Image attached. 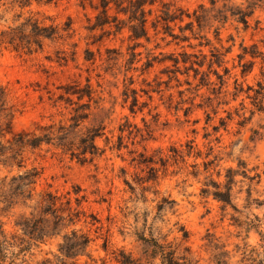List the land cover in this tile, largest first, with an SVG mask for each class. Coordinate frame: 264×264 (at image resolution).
Wrapping results in <instances>:
<instances>
[{
  "label": "rangeland",
  "instance_id": "374dc122",
  "mask_svg": "<svg viewBox=\"0 0 264 264\" xmlns=\"http://www.w3.org/2000/svg\"><path fill=\"white\" fill-rule=\"evenodd\" d=\"M157 1L160 6L161 0ZM164 1L190 14L204 5L218 18L225 4L247 10L250 3L217 0L213 6L210 0ZM90 2L55 0L52 4L33 2L23 9L0 8L3 25L16 23L19 15L21 20L34 16L43 25L54 24L60 29L69 19L73 22L70 34L45 40L36 53L0 52V85L7 89L12 114L10 129L0 136V149L7 154L0 157V180L36 168L40 173L37 191L50 190L71 198L75 208L79 188V196L86 199L78 207L81 221L74 229L92 240L84 252L64 258L59 237L32 246L17 263L41 264L59 258L65 264H119L115 252L123 250L146 264L142 238L172 243L181 254L189 250L201 264L211 263L214 246L236 255L234 261L240 258L238 247L248 245L261 251L264 90L261 95L256 90L259 82L264 85V3L254 7L248 27L229 17L201 27L194 22L193 31L182 32L180 27L190 21L185 17L183 23L173 26L174 32L188 36V41L174 40L162 27L156 31L151 24L150 39L134 41L128 27L121 32H115L114 27L106 33L90 31L97 14ZM184 53L198 56L189 58L204 64L195 65L199 72L187 70L183 63L174 66L173 60H182ZM251 53L258 57L252 58ZM109 57L113 61L108 62ZM149 61L153 65L147 68ZM236 80L243 88L237 97ZM202 82L207 85L197 86ZM75 84L93 88V100L80 102L91 105L87 111L91 115L77 133L102 128L96 140L99 155L82 162L44 144L24 149L15 163L4 162L18 136H43L60 125H72L76 105L58 98L65 86ZM126 89L137 90L139 105L134 113L132 97L125 100ZM174 148L182 151L183 157L176 156ZM150 160L156 163H147ZM18 163L23 164L21 169ZM230 180L232 205H225L214 196L215 184L226 191ZM17 220V216L0 217V225L11 235L17 233ZM1 264H10V260Z\"/></svg>",
  "mask_w": 264,
  "mask_h": 264
},
{
  "label": "trees",
  "instance_id": "16d2710c",
  "mask_svg": "<svg viewBox=\"0 0 264 264\" xmlns=\"http://www.w3.org/2000/svg\"><path fill=\"white\" fill-rule=\"evenodd\" d=\"M55 0H0V8L2 6L10 5L12 8L18 6L26 8L36 3L52 4ZM94 3L91 0L90 5L97 14L95 16V23L89 27L90 31L97 29L102 30L104 33L110 32V28L114 27L115 32H121L126 27L129 28L131 35L130 38L134 41L141 39L149 40V24L157 31L162 27L164 34L172 37L174 40L188 41V36L180 37L174 32V26L185 21V17L190 21L184 28L180 30L193 31L194 22L201 27L205 22L215 20L224 21L229 17L236 19L238 22L243 23L246 27L249 26V18H251L255 11V6L258 3H264V0H247L249 5L247 10L240 6H226L225 10H219L221 13L220 18L210 14L204 5H200L194 14H190L183 8L171 2L161 0L160 6H157V0H98ZM213 6H216L217 0H210ZM84 8L86 5H83ZM125 16L122 19L121 16ZM155 15L153 20L150 18ZM19 20L12 25H3V16L0 14V52L3 49H12L16 52H23L26 54H33L43 49L45 40H58L64 37V33L70 34L72 31V20L69 19L65 26L61 29L58 25H43L34 16H29L21 20V15L18 16ZM174 24V26H173ZM62 30V32H61ZM108 52H115V50H108ZM88 54H92L87 50ZM119 53H117L118 55ZM135 55V53H133ZM182 60L178 57L173 60L174 66L179 67L183 63L187 70L194 69L195 65L203 67L204 64L190 60L189 56L198 57L196 54L189 55L187 53L181 54ZM202 56H205L201 54ZM252 58H257L256 53H251ZM114 58H108V62L113 61ZM90 61L91 58H86ZM190 64V66H188ZM153 65V64H152ZM149 61L147 68L152 67ZM246 64H244L245 66ZM228 71V69H226ZM247 71L243 69L242 74L245 75ZM218 79L224 82L223 76L216 72ZM207 81V80H203ZM224 82L223 85H225ZM260 89L256 90L257 95H261L264 90V85L258 83ZM207 85L203 84L200 85ZM64 94L58 98L60 101H65L66 104L76 105L73 107L74 114L72 115L71 126L60 125L56 131H51L43 136H35L27 138L20 135L15 138L13 147L10 148V155L6 157L5 161L15 163L16 156H21L24 149H37L42 145H51L57 149H61L65 154H70L72 158H78L79 161L87 162L93 160L99 155L96 140L102 135V128L87 129L85 133L78 134L79 129L84 121L90 117L87 112L91 105L81 104L84 98H88L89 102L93 100V88L90 84L86 87H81L79 84L67 85L64 88ZM251 90V88H249ZM131 92V93H130ZM243 92L238 80H236V93ZM125 100L132 97L131 110L134 113L136 107L139 105L138 93L135 89H126ZM71 97H76L77 102H74ZM8 94L7 89L0 85V136L11 127L12 114L9 112L8 107ZM10 118V121H8ZM127 125H131L126 121ZM124 133V130H120ZM120 139L122 137L120 136ZM122 146L118 147V150ZM176 156L183 154L179 149H175ZM7 154L0 149V157H5ZM167 158L170 159L169 156ZM162 159V158H161ZM163 160V159H162ZM147 163H156L150 160ZM19 169L23 164H17ZM231 172V170L229 171ZM40 173L36 168L27 169L23 172H18L11 176H5L0 180V217L17 216L18 220L15 222L17 233L8 235L3 229V224L0 225V264L6 263L10 260V264H19L18 260L24 258L31 250L32 246L46 243L50 240L62 238L59 243V252L64 258H72L80 252H84L91 243V238L83 233L81 230L74 229V226L81 221V211L78 210L85 196H79L78 191L75 192V201L77 208L72 206L71 198L61 196L50 190L37 191L36 185ZM233 181V179H232ZM232 183L231 180L226 187V191H221L220 186L215 184L217 189L214 196L225 205H232ZM70 195V193H68ZM160 211L163 207L160 206ZM18 232H20L18 234ZM187 232L184 237L187 238ZM145 242V259L146 264H201L199 260L191 257L189 250L186 253H179L178 248L174 247L172 243L161 242L158 239L152 238L147 240L142 238ZM261 251L256 247L245 245L243 248L238 247L240 253L239 260L234 261L236 255H232L229 251L224 250V247H213V256L210 264H264V236H262ZM115 260L119 264H140L138 259L133 258L130 254L125 253L123 250L115 252ZM24 262V261H23ZM157 262V263H156ZM41 264H65L63 259L52 261L45 259Z\"/></svg>",
  "mask_w": 264,
  "mask_h": 264
}]
</instances>
